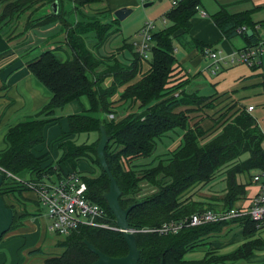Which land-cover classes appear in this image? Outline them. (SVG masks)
Instances as JSON below:
<instances>
[{"label":"trees","instance_id":"trees-1","mask_svg":"<svg viewBox=\"0 0 264 264\" xmlns=\"http://www.w3.org/2000/svg\"><path fill=\"white\" fill-rule=\"evenodd\" d=\"M100 1L102 0H73L74 10L70 15L74 16V11L86 4ZM174 1L176 3L164 15L168 25L151 33L150 58L145 72H141V64L142 60L147 61V58H141L135 51L133 43L126 41L123 43V49L132 55V61L128 65L121 63L115 54L99 60L90 49L87 50L85 41L77 39V36L93 31L95 40L92 48L97 51L107 41L109 34H112L107 32L111 25H101L94 19H88L92 23L88 25L89 30H84L87 26L79 23L77 32L73 29L74 26L69 28L66 47L70 49L71 56L65 60L58 59L55 54L57 50L47 47V43L38 47L39 54L28 62V68L34 78L48 90L50 99L34 117L8 128L4 137L6 147L0 151V168L21 179L26 177L37 181L44 175H56L61 178L65 171L76 172V164L88 159L94 164L97 172H92L94 177H88L83 173L87 184V196L93 203L103 207L111 223H114V216L103 198V194L109 189V179L101 169L96 154L100 138L99 127L103 126L109 137L104 148V157L121 191L119 204L123 209L134 205L127 215L130 227L137 229L158 227L206 209L197 205L201 203H190L182 198L195 185L207 184L218 170L227 165L230 167L225 171L226 186L221 208H233L245 200L252 172L264 169V133L257 127L254 117L242 105H238L236 110L222 117L214 127L205 129L200 124L193 126L189 124L188 115L192 109L180 110L182 106L191 105L188 104L190 100H187L189 94L179 93L175 96L174 92L179 86L169 87L176 64L172 40L177 31L183 33L189 31L191 19L196 14L201 0ZM32 2L51 5L57 0H15L4 6L2 18L16 14L26 4ZM57 6L58 11L51 12L50 16L29 19L26 29L59 21L62 13L58 2ZM211 19L225 39L230 40L241 35L246 42L245 48L256 46L264 40L258 35L255 25H249V15L246 13L229 15L220 9L211 16ZM62 21L66 24L67 18L63 17ZM242 27L245 29L241 30ZM248 29L252 31L251 35L247 34ZM118 31L117 28L113 33ZM73 38H76V45ZM99 66L105 69L97 75V80L92 79L91 75ZM139 74L140 78L133 81ZM106 77L112 79L109 86H104ZM121 87L124 88L119 91ZM114 95H119L118 101L123 105L127 104L128 108L137 105V109L125 115L118 114L112 100ZM82 98H86L87 107L83 106L81 112L66 116L67 133L58 137L61 161H57L55 166L53 163L44 165L43 159L47 153L39 156L33 151L45 142V128L60 119L55 116L56 110L70 102H79ZM198 98V101L195 99L199 106L208 100ZM109 114H113L112 119L108 118ZM173 130L181 132L180 141L173 150L157 156L156 160L150 163L139 161L141 158L150 157L157 141ZM89 133L97 134L96 140L92 143L75 144L68 139L73 135ZM245 153H248V157L240 160ZM0 175H2L0 196L5 205L12 209L13 224L15 221L12 226L16 228L26 215L23 207L26 199L22 193L29 189L1 170ZM239 176H247L248 185L240 183L237 180ZM142 183L152 188L149 194L140 195ZM215 208L217 207L213 205L208 207L211 210ZM231 222L241 225L247 239L234 251L219 259H216L219 255L211 256L210 253L199 260L184 258L191 248L205 243L203 239L205 236L220 231L222 226ZM13 227H10L9 231ZM256 231L254 222L249 218H241L197 227H184L176 234H135L139 250L138 264H216L220 259L224 262L246 259L253 255L256 248L264 245V242L258 244L257 239L253 238ZM84 240L111 257L127 254V246L121 233L82 227L64 236L63 240L57 241L56 246L61 248L62 252L47 258L45 264L92 263L96 256L87 248ZM35 252H40V249L31 253Z\"/></svg>","mask_w":264,"mask_h":264},{"label":"crops","instance_id":"crops-1","mask_svg":"<svg viewBox=\"0 0 264 264\" xmlns=\"http://www.w3.org/2000/svg\"><path fill=\"white\" fill-rule=\"evenodd\" d=\"M3 1L0 0V10L3 6ZM158 1L165 0H102L100 1V6L109 14H112L114 10L121 7L132 8V13L141 10L145 14L146 19V17L150 16V13L144 11L146 7L143 4L150 2L151 4L149 6H152ZM168 1H170L169 4ZM173 1L167 0V8H163L165 9L163 10V16L171 9ZM214 2V5H211L210 10L208 9L207 12L203 6V0H201L197 13L200 12L202 16L196 17L194 15L191 19V27L187 33L181 31L174 33L173 38L181 44L185 54L181 55L180 58L175 56L176 64L169 82L170 88L179 86V89L174 92L175 96L179 93H193L200 98L208 99L201 106L193 107L190 105L180 108V110L192 109L188 115L189 124L191 126L200 124L205 129L214 127L222 117L236 110L238 105L245 107L253 105V111L249 114L255 120L258 119L256 117L259 112L262 113V116L259 117H264V51L258 57L257 63L252 66L239 62L231 63L225 59L226 63L219 67L221 69L215 72L211 70L212 73L208 69V60L210 59L204 55L203 51L206 47L215 50L219 49L226 53L224 56L226 58L231 53L246 47V42L241 35H237L230 40L225 39L213 23L211 16L220 9L225 10L229 15L248 14L249 25H255L258 35L264 39V0H214ZM86 12H88V9H86ZM30 14V12H27L19 17L15 24L8 25L11 28L10 31H5V27L0 28V151L6 147L4 137L8 128L34 117L50 99V93L47 89L30 73L28 62L39 54L38 47H41L45 43H47V47L57 50L55 53L57 57L59 51L66 50L65 37L60 30L59 22L48 24L49 27L46 28V33L50 37L44 43L35 45L36 43L30 39L31 31L33 29H39L42 26L27 30L26 23L30 18ZM197 24H201V26L198 27ZM118 29L120 30V28ZM116 34L118 35V32ZM116 34L113 37H116ZM125 51L127 50L119 51L117 53L118 55H115L121 63L128 65L131 62V55L128 51ZM174 51H176L175 48ZM58 59L62 60L60 56ZM187 63H189V66L185 68L184 66ZM210 66L212 65L210 64ZM147 69V62L145 66L143 64L141 65V72H145ZM200 70L203 72L198 73L197 71ZM194 72L196 73L194 74ZM139 78L140 74L136 77L135 81ZM111 80V77H106L104 79L105 86H109ZM218 83L230 85L224 86L222 93L219 94L218 90L215 89ZM207 85H210L211 89H215V92L212 95H201L200 92ZM123 88L121 87L119 91ZM117 100L118 97L114 101ZM69 104L67 105H73L75 107H69L71 112L67 113V115L78 113L82 110V105L80 108L78 101H73ZM115 107L120 115L127 114L132 111V108L133 110L137 109V105L128 108L127 106H123L122 102H118ZM66 116V129L62 134L67 133L68 130ZM46 128L45 132L47 130ZM260 131L264 133L261 128ZM73 136L68 139L72 140ZM44 143L34 149L33 152L36 155L40 156L47 153L42 151ZM48 158L49 155L47 154L43 159L44 163ZM77 171L79 172V170ZM29 191L22 193V196L26 199L23 202L26 215L22 218L21 224L8 231L0 240V264H45L47 258L62 252V249L59 247L60 252L56 254L43 251L46 234L48 233L47 225L49 220L47 222V212H43L42 214L36 195L32 191ZM57 237L54 243L55 247H57V241L63 240L64 236L62 238H59L60 236ZM37 249H40V252L31 253ZM263 253L262 251L257 254L259 256H250V259L246 263L264 264Z\"/></svg>","mask_w":264,"mask_h":264},{"label":"rangeland","instance_id":"rangeland-1","mask_svg":"<svg viewBox=\"0 0 264 264\" xmlns=\"http://www.w3.org/2000/svg\"><path fill=\"white\" fill-rule=\"evenodd\" d=\"M14 1L15 0H4L3 6L0 10V28L5 27V29H4L5 31H8V30L10 31L11 28L8 25H10L12 23L15 24L17 19L19 17H21L23 14H26L27 12L31 13L30 18H29L31 20L37 19V17L43 16V15L50 16L51 12H53L51 9V5L48 3L45 4L42 2H32V3L26 4L23 7V9H21L16 14H13V15L3 19L2 14H3L4 6L8 5ZM57 2L60 5V12L62 14H61L60 20L56 21V22H59L60 30L63 32L64 37H65L64 38L65 42L66 41L68 42V40H69L68 32H69V28L71 26L72 27L74 26L73 29L76 30V32L78 31L77 30V28H78L77 23L84 24V26H87L84 30H89L90 27H88V25L90 26L92 24L91 22L88 21V19H94L95 21H97V23H100L101 25H106V26L111 25V27L107 28V32L108 31L112 32V34H109L107 41L105 43H103V47L99 48L97 51L93 50V48H92V44L95 40V38H93V35H94L93 31H89L86 33L84 32L83 34H81L80 36H77V37L75 36L77 39L84 40L87 50L90 49L93 52L94 57L96 56V58H98L99 60L104 58V57L108 58V57L112 56L113 54L118 55L117 53L119 51L126 50V49H123L124 41H126L128 43H133L134 41H139L140 37L138 35V32H139L140 27L143 25L144 20H146V22H150V21L153 22L154 28L152 29L151 32H156V31H158V30H160L163 27L168 25V22L164 19V16H163V13H164L163 10H165L167 8V0L158 1L157 3H155L152 6H147L144 11L146 13H150L149 14L150 16L146 17V19H145V14H143V12H141V10H139L135 13L134 12L131 13L129 16H127L121 22L116 19L118 23L114 22L115 17L113 16V14L111 15V14L107 13V11L100 6L101 2L89 3V4H86L82 8H78L76 11H74L73 17H71V15H70L71 11L74 10L73 0H57ZM169 3H170V1H168V4ZM214 3H215L214 0H203L204 9L208 12V9L210 10V6L214 5ZM163 8H165V9H163ZM86 9H88V12H86ZM195 16L201 17L202 15L200 14V12H198V13L196 12ZM63 17L67 18L66 24L63 23V21H62ZM111 18H113V19H111ZM163 19H164V21H163ZM119 22H120V24H119ZM197 25H198V27L201 26V24H197ZM47 27H49V25L45 26V27L42 26L39 29H33L31 31L30 39L33 40L34 43H36L35 45L42 43V42L44 43L46 40H48V37H50V36L48 33H46ZM117 28H120V30L118 31V35L116 34V32L113 33V31H116ZM7 33H9V32H7ZM114 34H116L117 36L113 37ZM76 38L72 39L74 43L76 41ZM122 39H123V41H122ZM172 42H173L174 48L176 49V51H174L175 56H178L180 58L181 55L185 54V52H183V48H182L181 44L175 38H173ZM75 45H76V43H75ZM117 45H118V47H117ZM214 48H216V47H214ZM65 49H66L65 51H59L58 57L60 56V58L62 60H65L71 56L70 49L68 47H66ZM127 51H125V52H127ZM129 54L131 55L130 52H129ZM225 54L226 53L224 51H220L221 57H224ZM149 55L150 54L148 52L147 61L142 60V64L144 66L146 65V62H148V60L150 58ZM130 61H132V55H131ZM211 63H212V61L208 60V65H209L208 69L210 70V72H211V70L214 69L213 65L210 66ZM188 66H189V63H187L184 67L187 68ZM221 66H223V64H220L219 67H221ZM104 69H105V67L99 66L95 70V73L93 75H91L92 79L95 78L97 80V78H98L97 75ZM219 69H221V68H218L215 71H219ZM197 72L199 73V72H203V71L200 70ZM195 73L196 72H194V74ZM135 79L133 81H135ZM227 85H230V84L218 83L217 87L215 89H217L218 93L220 94V93H222V88L224 86H227ZM104 86H105V84H104ZM215 89L213 90L210 88V85H207L206 87H204L202 89L200 94L201 95H204V94H211L212 95L215 92ZM117 97L119 100V95H114L112 100L113 99L115 100V98H117ZM195 98L198 101V99H199L198 96H196L193 93L189 94L187 100H190V102L188 104H191V106H193V107L199 106L198 102L196 101ZM201 99H203V98H201ZM118 100L116 102L114 101V109H116L115 105L119 102ZM203 102H205V101H203ZM75 105H77V104H75ZM79 105H80V108H81V105H82V108H83V106L87 107L88 104H87L86 98H82L79 101ZM123 106L128 107L127 104H124ZM69 107H75V106L66 105L61 110L60 109L56 110L55 116L56 117H62V119H59L58 122H56L55 124L49 125L46 128L47 130L45 132V143H44V147L42 148V151L47 152V154L49 155V158L45 161L44 165H50L53 163V165L55 166V165H57V161H59V160L61 161V158H59L61 150L58 149V143L60 142L58 140V137L62 134V132H65V129H66L65 116L67 115V113L71 112ZM135 110H133V108H132V111H135ZM81 111L82 110H80L79 112H81ZM117 113L119 114V111H117ZM259 114H257L256 118H258V119H256V120H257L259 129L261 128V130L264 131V122L262 120L263 117H261V118L259 117V116H262V113L259 112ZM108 118L112 119L113 114H109ZM180 136H181V132L178 130H173V131L167 132L163 137L160 138V140L157 141L156 148H155L153 154L150 157L141 158V159H139V161L143 162V163H150L152 160H156L157 156L169 151V149L173 150L177 146V144L179 143ZM96 138H97L96 133H89V134L74 135L72 140L75 142V144H82L83 142L92 143L96 140ZM247 157H248V153H245L244 155H242L240 157V160H245ZM154 162H156V161H154ZM63 165H65V162L63 163ZM67 165H68V163H67ZM69 165H70V163H69ZM76 167H77V170H79V172L87 174L88 177H94V174L92 172H97L96 171L97 169L94 166V164L91 163L88 159H85V161L84 160L79 161L76 164ZM229 167H230V165H227V166L221 168L220 170H218L214 174V177L212 178V180L209 181L207 184L195 185L193 188H190L189 191L182 198V200L185 201V199H186V201H188L190 203H201V204H197V205H200L201 207L206 208V209H208V207H211L213 205L214 207H217L213 210H222V208H221L222 207L221 205L223 203L222 198L225 195V186H226V184H225V177H226L225 171ZM247 178H248L247 176H245V177L239 176L237 180L240 183H244V184L247 183V185H248L249 181ZM252 188H253L252 185H249L246 188V195L247 196H249L252 193ZM151 190H152V188L149 185H147L146 183H142V189H141L140 195L149 194V192ZM242 204L243 203H241V202L237 203V206H240ZM39 206H40L39 208L42 211V214H43V212L45 213L46 207L42 204H40ZM47 222H48V218H47ZM14 224H15V221H14ZM14 224H13V218H12V223H11L10 227H13L12 225H14ZM7 232H5V234ZM48 233L46 234V240L44 242L43 251L46 253H55V254L59 253L60 252L59 248L54 246L55 240L58 237L52 233H49V234ZM136 234H139V233H136ZM245 236L246 235L244 234V232L241 228V225L234 223V222L228 223L225 226H222L220 231L215 232V233H211L210 235L205 236V238H203L205 240V243L204 244L200 243V245H197V246L191 248L184 255V258L188 259V260H199L202 257H204L206 254L210 253L211 256L219 255L218 257H216V259L217 258L219 259L222 256L226 255L227 253L234 251L238 246H240L243 242H245L247 240ZM2 237H3V235H2ZM2 237L0 238V240L2 239ZM62 237L63 236H60L59 238H62ZM253 238L257 239L256 242L258 244H259V242H264V228L261 230H257L255 232V234L253 235ZM53 246H54V248H53ZM255 251H256V253H255ZM255 251H254L253 255L259 256V255H257L258 253H261L262 251L264 252V245L256 248ZM248 259H250V258L248 257L246 259H241V260H237L234 262H229V261L224 262V261H221V259H220L219 260L220 262L216 263V264H247L246 262Z\"/></svg>","mask_w":264,"mask_h":264},{"label":"built area","instance_id":"built-area-1","mask_svg":"<svg viewBox=\"0 0 264 264\" xmlns=\"http://www.w3.org/2000/svg\"><path fill=\"white\" fill-rule=\"evenodd\" d=\"M172 3L174 5L176 2L173 1ZM153 28L152 21H145L138 32L140 40L133 42L136 52L142 59L147 58ZM244 29L242 27L241 30ZM203 51L204 55L212 61L213 72L219 68L220 64L226 63L225 59L231 63L239 62L252 66L257 63L258 57L264 51V40L256 46L235 51L226 58L221 57L220 51L215 49L206 47ZM253 108V105H248L246 111L251 113ZM262 120L264 122V117ZM255 122L259 128L257 120ZM0 170L32 191L38 202L46 207L49 220L47 231L49 233L67 236L82 227L121 233V229L116 225L115 220L114 223H111L106 210L88 198L87 184L81 172L65 171L61 178L56 175H44L42 179L33 181L21 179L2 168ZM250 185L253 187L252 193L241 202L243 204L240 206L222 210L203 209L193 212L179 221H169L158 227L139 229L130 227L127 232L132 233L134 236L136 233L168 235L176 234L184 227H197L241 218H249L254 222L256 229L261 230L264 228V169L252 172Z\"/></svg>","mask_w":264,"mask_h":264},{"label":"water","instance_id":"water-1","mask_svg":"<svg viewBox=\"0 0 264 264\" xmlns=\"http://www.w3.org/2000/svg\"><path fill=\"white\" fill-rule=\"evenodd\" d=\"M150 4L151 3L148 2L143 4V6L147 7ZM51 9L53 13H56L58 11L57 2L51 4ZM132 11H133L132 8L121 7L113 11L112 14L115 17V19H117L118 21H122L127 16H129L132 13ZM251 33H252L251 30L247 31L248 35H251ZM99 131H100V138L96 146V154L101 169L104 171V173L107 175L109 179V189L106 193L103 194V198L107 203V207L109 211L114 216L116 225L121 229V235L127 246V254L120 257H111L105 255L104 253L96 249L92 244L87 242V240H84V243L87 246V248L96 256V260H94L90 264H138L139 250L137 249L136 246L135 236L132 233L127 232L128 229H130V226L128 225L127 222V215L134 205H131L123 209L119 204L118 198L121 195V191L119 189V186L115 178L109 171V168L107 166L104 157V148L106 146L107 141L109 140V137L107 136L103 126L99 127ZM1 181H2V175H0V184ZM12 218H13L12 209L5 205V202L0 196V238L5 232L9 230L10 225L12 223Z\"/></svg>","mask_w":264,"mask_h":264}]
</instances>
